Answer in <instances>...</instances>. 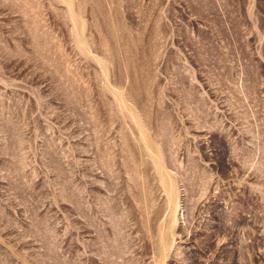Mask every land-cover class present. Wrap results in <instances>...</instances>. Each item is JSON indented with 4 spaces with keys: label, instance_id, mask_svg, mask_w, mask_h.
<instances>
[{
    "label": "rangeland",
    "instance_id": "374dc122",
    "mask_svg": "<svg viewBox=\"0 0 264 264\" xmlns=\"http://www.w3.org/2000/svg\"><path fill=\"white\" fill-rule=\"evenodd\" d=\"M0 264H264V0H0Z\"/></svg>",
    "mask_w": 264,
    "mask_h": 264
}]
</instances>
